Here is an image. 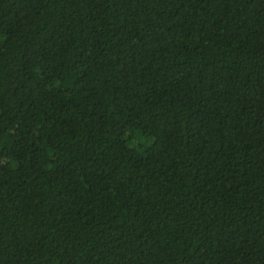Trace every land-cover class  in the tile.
I'll list each match as a JSON object with an SVG mask.
<instances>
[{
  "label": "trees",
  "instance_id": "trees-1",
  "mask_svg": "<svg viewBox=\"0 0 264 264\" xmlns=\"http://www.w3.org/2000/svg\"><path fill=\"white\" fill-rule=\"evenodd\" d=\"M0 264H264V0H0Z\"/></svg>",
  "mask_w": 264,
  "mask_h": 264
}]
</instances>
